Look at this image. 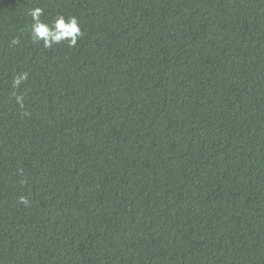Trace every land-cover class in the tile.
Listing matches in <instances>:
<instances>
[{
    "label": "trees",
    "instance_id": "trees-1",
    "mask_svg": "<svg viewBox=\"0 0 264 264\" xmlns=\"http://www.w3.org/2000/svg\"><path fill=\"white\" fill-rule=\"evenodd\" d=\"M0 264H264V0H0Z\"/></svg>",
    "mask_w": 264,
    "mask_h": 264
},
{
    "label": "clouds",
    "instance_id": "clouds-1",
    "mask_svg": "<svg viewBox=\"0 0 264 264\" xmlns=\"http://www.w3.org/2000/svg\"><path fill=\"white\" fill-rule=\"evenodd\" d=\"M29 15L33 21L31 25L32 39L37 42L43 40L45 47H52L53 44L62 41H67L69 47H73L83 36L78 19L74 16L66 20L63 15H59L52 24H49L41 20L43 9L40 7L30 10ZM19 83L20 80L17 79L15 84Z\"/></svg>",
    "mask_w": 264,
    "mask_h": 264
}]
</instances>
